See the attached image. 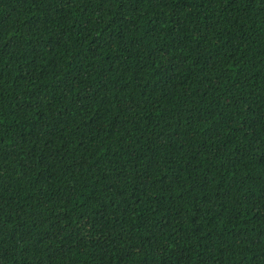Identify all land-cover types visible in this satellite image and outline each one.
<instances>
[{"label": "trees", "instance_id": "1", "mask_svg": "<svg viewBox=\"0 0 264 264\" xmlns=\"http://www.w3.org/2000/svg\"><path fill=\"white\" fill-rule=\"evenodd\" d=\"M0 264H264V0H0Z\"/></svg>", "mask_w": 264, "mask_h": 264}]
</instances>
